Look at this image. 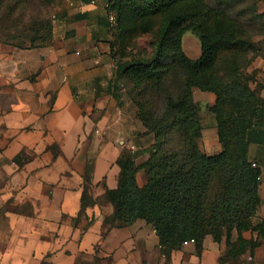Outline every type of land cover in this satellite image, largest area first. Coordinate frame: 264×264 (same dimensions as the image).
Returning a JSON list of instances; mask_svg holds the SVG:
<instances>
[{
	"label": "crops",
	"instance_id": "1",
	"mask_svg": "<svg viewBox=\"0 0 264 264\" xmlns=\"http://www.w3.org/2000/svg\"><path fill=\"white\" fill-rule=\"evenodd\" d=\"M107 3L75 0L48 46L0 41V264H264V231H244L257 245L234 258L226 233L167 254L146 219L106 222L114 205L104 196L118 186V158L131 150L142 162L154 142L127 109L100 37ZM248 70L264 96V47ZM207 142L202 135V150ZM249 156L262 170L257 223L264 219V140L250 144ZM238 236L235 230L230 240Z\"/></svg>",
	"mask_w": 264,
	"mask_h": 264
},
{
	"label": "trees",
	"instance_id": "2",
	"mask_svg": "<svg viewBox=\"0 0 264 264\" xmlns=\"http://www.w3.org/2000/svg\"><path fill=\"white\" fill-rule=\"evenodd\" d=\"M239 1L110 0L106 7L116 14L122 45L133 35L154 31L157 36L153 54L118 61L123 69L117 79L134 82L129 94L154 142L143 151L149 156L142 162L131 150L118 158V186L104 196L114 205L106 222L120 227L146 219L167 254L185 241L193 239L201 248L207 235L220 240L226 233L228 255L235 258L257 245L242 237L244 231H264V219L253 220L262 203V170L249 156L250 144L264 140V96L251 85L256 74L248 67L255 53L250 55L253 43L239 20L242 12L227 11ZM61 2L0 0V41L19 48L48 46L43 43L52 39L55 20L49 8ZM249 10L252 17H264L255 4ZM190 29L200 37L198 58L183 48ZM196 89L215 94L208 108L222 145L217 153H206L199 144L204 126ZM235 230L238 239L231 241Z\"/></svg>",
	"mask_w": 264,
	"mask_h": 264
},
{
	"label": "rangeland",
	"instance_id": "3",
	"mask_svg": "<svg viewBox=\"0 0 264 264\" xmlns=\"http://www.w3.org/2000/svg\"><path fill=\"white\" fill-rule=\"evenodd\" d=\"M100 1L107 2L110 0H100ZM209 2L215 5L217 4L218 0H209ZM254 4L256 5V10L258 13L264 12V0H242L239 1L236 5L227 9V11L232 14L242 12V14H240L239 16V20L247 27L248 32L251 35V42L253 43V48L250 51V55H252V53L255 54L260 53L262 48L264 47L261 46L262 43H264V17L251 16L252 11H250L249 9ZM73 7H75V4L71 5L69 3V0H62V2L59 5L51 6L49 8L51 15L55 19L53 24V37L52 39L44 42L43 45L52 44V42L54 41V32L56 27L61 24V20L63 17L66 16L68 10H70ZM33 11L37 12L38 9L34 8ZM115 25L116 24H112L110 22L107 13L104 16V27L106 28V30H103L100 37H102L103 39H107L109 54L112 56V58L115 61V66H116L115 69L117 71V75H119L123 67L122 64L118 63V61H122L126 58H131L132 55L141 54L142 56H149L153 54L154 46L157 41V36L154 31L145 32L137 36L133 35L127 39L125 45H122L117 36V26ZM27 44L29 45L30 43L28 42ZM121 47L124 48V51L127 54L125 58L121 57V53H120ZM183 48L186 51V53L192 58H198L202 53L200 37L192 29L187 30L183 36ZM116 83L118 85L121 96L123 97V101L125 100L130 102V106H127V109L131 111L136 118H138L137 105L132 100L129 94V89L130 87L133 86L134 82L126 77H120L117 79L116 76ZM194 98L199 103L201 108L200 117L202 119V124L204 126L203 135L204 138L208 141L206 148L204 147L203 150L209 154L219 152L222 146L217 139V130H218L217 121L214 118L212 112L208 108L210 103L214 102L215 94L213 92H207L200 89H196L194 92ZM143 126L145 127L144 124ZM152 135L154 136L153 133ZM142 175H143L142 179L145 180L146 178L145 174Z\"/></svg>",
	"mask_w": 264,
	"mask_h": 264
},
{
	"label": "built area",
	"instance_id": "4",
	"mask_svg": "<svg viewBox=\"0 0 264 264\" xmlns=\"http://www.w3.org/2000/svg\"><path fill=\"white\" fill-rule=\"evenodd\" d=\"M93 2H95V0H93ZM69 3H70L71 5H74V4H75V1H74V0H69ZM108 5H109V3L106 4V7H107ZM108 18H109V20H110V22H111L112 24H116V14H115V12L110 11V12L108 13ZM254 165H257V164L254 163ZM192 241H194V240H193V239H192V240H188V241H185V243L192 242Z\"/></svg>",
	"mask_w": 264,
	"mask_h": 264
}]
</instances>
